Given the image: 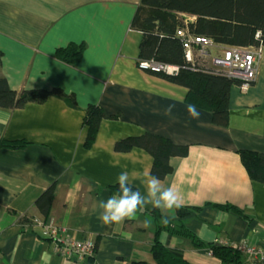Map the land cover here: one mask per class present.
Listing matches in <instances>:
<instances>
[{"label":"crops","instance_id":"obj_1","mask_svg":"<svg viewBox=\"0 0 264 264\" xmlns=\"http://www.w3.org/2000/svg\"><path fill=\"white\" fill-rule=\"evenodd\" d=\"M140 1L0 0V62L8 85L17 92L59 88L75 102L72 107L51 95L41 103L0 107V139L28 142L0 147V264H156L151 205L110 226L101 222L97 207L114 195L108 187L123 171L146 194L141 179L151 176V154L141 147L114 149L119 139L145 132L188 147L186 155L170 158L171 170L160 180L180 191L184 206L200 207L182 219L194 240L264 246V184L249 178L238 153L264 154V46L255 80L246 90L238 84L230 89L227 126L214 124L199 107V119H192L184 86L137 67L141 32L130 22ZM70 44H83L75 64L55 54ZM89 104L104 116L88 147L83 117ZM169 104H175L171 116L164 115ZM50 187L53 198L44 216L36 200ZM224 203L241 208L244 217L213 206ZM21 215L52 218L70 237L92 239L94 255L62 257L33 225L17 224ZM169 221L179 222L176 210ZM158 242L181 249L193 264H264L241 253L237 263L222 261L206 246L165 230Z\"/></svg>","mask_w":264,"mask_h":264},{"label":"trees","instance_id":"obj_2","mask_svg":"<svg viewBox=\"0 0 264 264\" xmlns=\"http://www.w3.org/2000/svg\"><path fill=\"white\" fill-rule=\"evenodd\" d=\"M180 14L189 15L192 19L185 24L180 19ZM130 27L141 32L139 59H152L178 66V72L173 75L153 71L149 73L184 86L187 89L185 96L187 103L208 110L214 124L227 126L230 89L232 85H239L241 81L211 72L204 67L193 68L185 58L183 42L176 35V29L185 27L187 33L206 36L214 43L223 46L262 47L264 46V0H141L131 19ZM82 49L83 44H70L57 48L55 54L65 62L75 64L81 56ZM51 95L61 97L70 106H75L73 95H67L59 88L17 92L8 85L1 71L0 62V107L18 108L27 102L41 103ZM103 116V110L98 105L89 104L86 107L83 117V126L87 128L86 146L89 147L93 143ZM27 144L28 142L23 139H0V147L5 148L18 149ZM133 147L144 148L151 154L150 175L160 179L171 170V157L184 156L188 152L186 145L176 144L164 136L150 132L128 136L114 144V149L119 152L128 151ZM238 153L249 178L264 184V154L248 149H241ZM108 188L112 194H118V183L111 184ZM52 198L53 190L50 187L36 200V205L44 216L50 210ZM213 206L244 217L242 209L232 204H213ZM199 208L181 207L176 210L179 222L169 221L167 225L162 223L158 209L151 210L150 215L155 222V242L151 246V255L156 264H193L184 258L181 249L161 245L158 242V234L165 230L171 235L194 239L195 234L183 225L182 219ZM22 221L26 222L28 219L24 217ZM196 245L206 246L211 254L222 261L229 263L239 261L238 252L232 245L215 242H196ZM132 264L147 263L138 261Z\"/></svg>","mask_w":264,"mask_h":264},{"label":"built area","instance_id":"obj_3","mask_svg":"<svg viewBox=\"0 0 264 264\" xmlns=\"http://www.w3.org/2000/svg\"><path fill=\"white\" fill-rule=\"evenodd\" d=\"M179 17L185 24L192 19L189 15L180 14ZM176 35L181 38L185 58L193 68L204 67L211 72L239 80L241 81L239 86L242 90H246L251 81L255 80L258 73L259 48L252 46L221 47L223 50L219 55L218 45L211 38L189 34L185 27L177 28ZM137 67L146 72L153 71L165 74L178 72V66L160 63L152 59H139ZM24 217L21 215L17 219V224L22 228L33 225L42 236L53 241L55 253L62 257L80 260L94 255L95 243L92 239H72L52 218L23 222L22 218ZM232 246L236 252L247 255L249 261H264V246H248L245 243L233 244Z\"/></svg>","mask_w":264,"mask_h":264},{"label":"clouds","instance_id":"obj_4","mask_svg":"<svg viewBox=\"0 0 264 264\" xmlns=\"http://www.w3.org/2000/svg\"><path fill=\"white\" fill-rule=\"evenodd\" d=\"M174 108L175 104L167 105L164 108V115L171 116ZM187 112L192 119H199L201 115L196 106L191 103L187 105ZM141 182L145 187L146 194L144 195L139 189H134L127 171L118 174V194H114L106 200H100L97 205L100 209L99 219L104 225L110 226L122 223L125 219H132L137 210L145 205L159 209L162 213V223L167 225L170 218H174L175 210L184 206V199L180 191L173 185L164 186L159 177L148 176L142 178ZM166 241L167 235L162 233L161 244H165Z\"/></svg>","mask_w":264,"mask_h":264},{"label":"rangeland","instance_id":"obj_5","mask_svg":"<svg viewBox=\"0 0 264 264\" xmlns=\"http://www.w3.org/2000/svg\"><path fill=\"white\" fill-rule=\"evenodd\" d=\"M217 45H218V49H217V50H218V52H219V55L221 54V52H222V50H223L221 47H223V48H224V47H228V46H223V45H219V44H217ZM255 48H259V49H260V47H255ZM259 55H260V52H259ZM175 74H176V73H175ZM251 82H253V81H251ZM190 240L193 241V242H195V243L197 242V241L194 240V239H190Z\"/></svg>","mask_w":264,"mask_h":264},{"label":"bare ground","instance_id":"obj_6","mask_svg":"<svg viewBox=\"0 0 264 264\" xmlns=\"http://www.w3.org/2000/svg\"><path fill=\"white\" fill-rule=\"evenodd\" d=\"M169 75H173V74H169ZM72 238V237H71ZM72 239H74V238H72Z\"/></svg>","mask_w":264,"mask_h":264}]
</instances>
